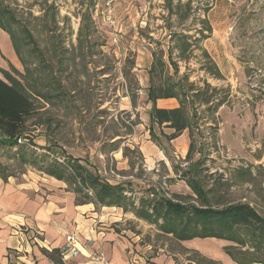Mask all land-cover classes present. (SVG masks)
<instances>
[{
	"label": "rangeland",
	"instance_id": "374dc122",
	"mask_svg": "<svg viewBox=\"0 0 264 264\" xmlns=\"http://www.w3.org/2000/svg\"><path fill=\"white\" fill-rule=\"evenodd\" d=\"M2 1L15 20L10 28L18 36L26 66L32 71L40 61L44 64L40 88L46 92L63 87L70 95L56 100L57 107L49 114L51 125L31 133L38 152H45L39 148L52 139L57 145L51 142L50 147L59 158L80 159L103 179L123 183L133 190L136 203L153 188L169 196H192L179 171L200 161L206 186L214 187L226 203L251 204L264 216V0H191L187 21L169 17L168 2L176 6L188 0ZM206 17L213 32L206 31L209 37L196 44L203 28L200 21ZM174 34L192 37L193 52L185 54L187 60L179 58L177 41L171 39ZM170 48L179 65L178 77L190 73L189 81L198 88L207 81L217 89L209 92L213 103L197 105L199 131L190 161L185 159L189 131L168 142L149 117L152 53L163 50L167 60ZM203 49L221 78L201 70ZM11 65L27 73L10 36L0 29V68L11 70ZM55 79L59 84L54 85ZM220 101L223 104L216 108ZM163 131L173 133L166 127ZM1 162L10 166L15 177L43 174L5 156ZM249 171L251 175L240 177ZM122 213L125 226L143 234L145 241L183 251L182 245L158 237L154 226L130 212ZM188 243L194 250L180 253L183 264H199V257L236 264L224 250L231 242L209 238Z\"/></svg>",
	"mask_w": 264,
	"mask_h": 264
},
{
	"label": "trees",
	"instance_id": "16d2710c",
	"mask_svg": "<svg viewBox=\"0 0 264 264\" xmlns=\"http://www.w3.org/2000/svg\"><path fill=\"white\" fill-rule=\"evenodd\" d=\"M168 3L169 17L175 16L180 21H187L191 17V0L187 3L178 2L176 6L171 2ZM204 12L207 13L208 10ZM14 21L13 16L3 7V1L0 0V29L10 36L13 49L27 72L22 74L13 65L11 70L0 68L3 76L0 78V177L5 182L9 177L15 176L10 171V166L1 162L3 156L12 159L20 167L30 166L48 177L66 183L68 190L76 196V205L93 204L96 208L115 207L125 213L130 212L136 218L154 226L158 237L168 239L176 246H181V242L195 239L225 240L233 244L225 246L224 250L236 264H264V216L251 204L226 203L217 195L214 187L206 186L203 173L200 171V161L193 163L187 170L179 171L180 179L190 187L192 196L181 194L169 196L153 188L138 197L136 203L133 190L123 183L113 184L103 179L80 159L65 156L59 158L50 147L51 142L55 143L51 141L52 139L48 138V144L39 148L45 152H38L32 134L38 127L52 124L49 114L56 109V100L62 96L70 98V95L62 91L63 87L59 91H55L53 87L46 92L40 88L43 83L40 70L44 69L42 68L44 64L40 61L39 67L35 66L32 71L26 66L18 36L10 28ZM200 22L203 28L199 31L201 38L195 40L196 44L209 37L206 36V31L213 32L207 17L202 18ZM28 36L33 49L37 50L38 46L33 36L30 34ZM190 38H192L190 35L184 34L171 36L172 41H177L179 46L180 59L187 60L185 54L188 51L193 52ZM172 53L173 49L170 48L167 60L164 59L163 50L152 53L154 61L148 71L149 86L147 87V102L152 103L149 117L151 123L159 128L162 137L168 142L189 131L190 146L185 159L190 161L196 151L194 136L196 131H199L197 105L213 103L214 97L209 95V92H216L217 89L211 87L207 81L204 82V88H198L194 82L189 81L190 73L178 77L179 65L172 59ZM203 59L205 60L201 70L215 79L221 78L222 74L218 66L204 49ZM170 69L172 75L169 73ZM46 73L49 74L51 71ZM53 81L54 85L55 82L58 83L56 79ZM162 98L175 99L179 102V106L176 109H159L156 101ZM222 104L223 102L220 101L216 108ZM208 111H212V108ZM164 127L172 130L173 133L167 134L163 131ZM249 174H252L251 171L242 173L240 177L245 178ZM181 252L190 251L183 248ZM195 254L198 255L196 251ZM197 261L199 264L203 262L218 264L204 257L197 258Z\"/></svg>",
	"mask_w": 264,
	"mask_h": 264
},
{
	"label": "crops",
	"instance_id": "0c3cea01",
	"mask_svg": "<svg viewBox=\"0 0 264 264\" xmlns=\"http://www.w3.org/2000/svg\"><path fill=\"white\" fill-rule=\"evenodd\" d=\"M156 105L176 109L179 102L162 98ZM122 216L115 207L76 205L75 194L54 177L29 173L7 182L0 177V264H95L89 255L98 250L114 264H183L181 252L145 241ZM69 234L82 242L77 256L69 252ZM188 242L182 247L194 250Z\"/></svg>",
	"mask_w": 264,
	"mask_h": 264
},
{
	"label": "built area",
	"instance_id": "2783aa9c",
	"mask_svg": "<svg viewBox=\"0 0 264 264\" xmlns=\"http://www.w3.org/2000/svg\"><path fill=\"white\" fill-rule=\"evenodd\" d=\"M35 235L37 234L35 233ZM66 242L69 248V252L72 256H77L79 253H81L83 245L76 234H69L66 238ZM89 260L94 262L95 264H114L113 262L108 261L105 253L102 250H98L95 253H91L89 255Z\"/></svg>",
	"mask_w": 264,
	"mask_h": 264
}]
</instances>
